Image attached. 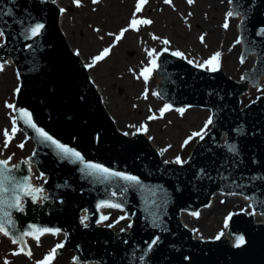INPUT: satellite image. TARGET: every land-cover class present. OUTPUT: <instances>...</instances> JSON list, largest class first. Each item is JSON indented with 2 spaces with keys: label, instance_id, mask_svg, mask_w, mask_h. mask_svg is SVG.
Here are the masks:
<instances>
[{
  "label": "water",
  "instance_id": "95a60500",
  "mask_svg": "<svg viewBox=\"0 0 264 264\" xmlns=\"http://www.w3.org/2000/svg\"><path fill=\"white\" fill-rule=\"evenodd\" d=\"M234 6L233 12L242 15V56L246 59L253 52L256 57L244 83L232 81L220 69L200 70L168 52L158 58L163 78L159 95L174 108H209L213 117L211 130L206 133L209 125L188 161L175 165L163 163L142 132L128 138L116 129L87 67L68 47L59 28L61 11L52 1L0 0V30L5 34L0 65L12 64L19 76L13 111L17 127L35 145L28 161L46 176L39 188L47 192L41 204L22 196L23 211L11 210L15 223L11 239L28 225L59 230L66 235L59 252L73 250L76 262L264 264V223L255 224L244 211L232 213L228 220L232 246L222 238L195 240L180 222L181 214L196 213L218 192L247 197L251 209L264 217V95L242 110L239 100L249 83L264 87L258 81L264 75V33L257 35L264 29V0H233ZM36 24L44 27L31 37L29 30ZM22 111L57 142L80 153L83 163L64 157L26 126ZM232 145L235 152L229 150ZM86 164L134 176L138 183L95 172ZM18 166L13 174L29 182V169ZM105 201L120 207L98 210ZM109 209L124 212L131 220L128 233L115 236L97 226L106 221L101 220L102 210ZM81 211L89 222L84 226L79 224ZM241 236L244 243L237 247ZM157 237L158 243L147 251Z\"/></svg>",
  "mask_w": 264,
  "mask_h": 264
},
{
  "label": "rangeland",
  "instance_id": "374dc122",
  "mask_svg": "<svg viewBox=\"0 0 264 264\" xmlns=\"http://www.w3.org/2000/svg\"><path fill=\"white\" fill-rule=\"evenodd\" d=\"M54 1L63 9L60 28L66 41L82 60L85 59L93 82L99 84L100 90L105 89L104 93L102 90L103 103L118 129L128 134L137 130L145 132L162 160L167 163H175L177 157L186 161L200 138L192 137V134L204 129L210 111L184 107L181 108L184 110L181 114L172 108L161 116V109L167 103L157 92L160 81L156 70L147 83L140 76L141 71L150 66V59H155L164 50L178 51L182 54L180 57L193 61L192 64L199 67L214 53L220 52L219 67L235 81L241 80L242 73L254 62L253 59L250 64V58L244 63L240 62L241 43H236L238 33L237 37L234 35L235 29L238 31V22L236 26L235 20L240 18V13L227 19V28L223 26L226 14L232 11L229 0H193L191 4L188 0H170L169 3H165V0H147L138 13V0H97L96 3L78 0V4L77 0ZM134 13L135 19L151 23L138 24L133 30L129 26ZM122 29L128 31L117 42L115 36ZM201 36L204 37L203 42ZM165 39L169 41L168 45L163 43ZM104 49H110L108 55L89 66ZM149 52H153L152 57H149ZM260 81L263 83L264 78ZM17 86L18 77L13 67L0 71V159L11 157L9 164L25 159L33 149L32 142L21 131L15 133L7 148L4 147L3 132L7 129L11 134L14 120L12 109L6 104L14 101ZM257 87L250 86L240 95L241 107L264 93L263 88ZM150 116L155 118L150 120ZM186 140L189 142L185 145ZM21 144L23 147L19 146ZM32 175L34 183L40 185L42 179L38 173L33 170ZM211 199L210 206L199 210L196 217L187 214L182 216L183 223L192 229L196 237L209 239L226 236L225 219L231 211H249L246 202L240 198L215 195ZM121 217V214L115 213L113 220L103 226L115 233L124 230L128 223ZM255 219L261 221L256 214ZM63 239L62 234L45 235L40 237L39 243L32 238L27 239V252L31 253L29 256L20 252L9 239L0 236V264H5V261L8 264H39ZM51 264H75L73 253L56 254Z\"/></svg>",
  "mask_w": 264,
  "mask_h": 264
},
{
  "label": "snow or ice",
  "instance_id": "6c2138e0",
  "mask_svg": "<svg viewBox=\"0 0 264 264\" xmlns=\"http://www.w3.org/2000/svg\"><path fill=\"white\" fill-rule=\"evenodd\" d=\"M93 3H96L97 0H92ZM170 0H165V3H169ZM144 3H147V0H138L137 5H136V13L140 12L142 10V5ZM188 3L191 4L193 3V0H188ZM229 3L232 4L233 0H229ZM77 4H78V0H77ZM61 11H63V9H61ZM5 15H9L10 12H5ZM235 13L233 11H229L226 14V20L224 23V27L227 28L228 27V23H227V19L232 17ZM134 18L130 23V26L133 30H136L135 26L138 24H150L151 21L148 20H137L135 19V13L133 14ZM44 27L43 24H36L34 27H32L29 31L31 33V37H35L38 36L40 34L41 29ZM128 31V29H122L120 31V33L118 35L115 36V41H119L123 36L124 33ZM262 33H264V29H261L258 31L257 35H261ZM4 32L2 30H0V37H4ZM111 35V34H110ZM30 37V38H31ZM201 42L204 41V37L201 36ZM163 43L165 45L169 44L168 40H164ZM236 43H240V39L238 38ZM3 45H0V47H2ZM113 47L115 46V43L112 45ZM110 49H104L98 56L93 58L92 64L89 66H92L94 64H96L98 61L102 60L105 58V56L108 55ZM149 57L153 56V52H149L148 53ZM173 56H181L182 54L180 52H173L172 53ZM220 56L221 53L220 52H216L214 53L212 56H210L206 61H204L203 63L199 64V67L201 68H206L208 71L211 72H216L219 70V66H220ZM190 64L194 63L193 61L189 60L188 61ZM241 63H244V57H241ZM149 67L143 69L140 73V76L143 77L145 83H147L148 79L150 78L152 72L158 67L156 59H150L149 61ZM0 70H3V65H0ZM242 79H244V77H242ZM17 91H19V89H17ZM153 95H157V93H153ZM6 107L9 108H14L13 105L11 104H6ZM171 110V106L168 104H165L164 107L161 109V116H163L164 112ZM178 111L181 112V114L183 113V109H179ZM155 117L150 116L149 119H154ZM21 119L23 121V123L26 126H29L31 128H33L35 130V132L37 133V135L39 137H42L44 141L50 142L52 145L55 146L56 149L59 150L60 153L63 154L64 157H74L76 161H80L81 163H83V159L80 155V153L76 152L75 150H72L62 144H60L59 142H57L55 139H53L50 135L46 134L43 130H41L40 128H38L35 123H33L31 115L26 112V111H22L21 112ZM213 123V117L209 116L208 120L205 122V126L204 129L201 130V132L198 133H193L192 137H196L199 136L200 139L204 138V131L208 128V126L210 124ZM143 127V126H142ZM19 131L18 127H17V121L13 120L12 121V129H11V134L9 133V131L6 129L3 132V136H4V147L7 148L8 144L10 143L12 137L15 135V133ZM189 141L186 140L184 143L185 145L188 143ZM20 147H23V144L19 145ZM230 151L235 152V145L230 146L229 148ZM11 161V157H9L8 159H4V160H0V234L4 235V236H9L11 230L15 227V223L12 219V209H15L16 211H23V207L21 204V197H31L33 202H35L36 198H37V194L42 192L41 188H33L31 186V184L27 181L26 178L24 179H18L14 174V169H18L19 166H13L12 168H10L8 165ZM25 163H28V161H25ZM175 163H183V161H181L180 157H177L175 160ZM85 168L87 169H92L95 172H99V173H103L106 176H114V177H119L122 180L125 181H130V182H134V183H138L136 177L134 176H129V175H121L120 173L117 172H110L107 168H104L100 165H96V164H86ZM113 195H115V193H113ZM247 199V197H246ZM251 206V205H250ZM119 208L120 205L118 203H110V202H101L97 205V209H101V208ZM124 217H121V219H123ZM107 217L106 216H102L101 220H106ZM231 219V214L229 215V217H227L225 219V227L228 226V220ZM7 226V227H6ZM129 227H131V225H129ZM28 230H24L23 232H16L13 233L12 235V243L13 244H17L20 243L21 245H23L21 251L24 252L25 255H31L30 252H25L24 249L27 247L26 244H24V237L25 236H30L32 239H35L37 241V243H39V239L40 236L45 234V233H49L50 231L52 232V234H56L59 230H50L47 228H35L32 225H28L27 226ZM158 237L154 238L151 243L148 245V249L147 251H150L152 246L155 245L156 243H158ZM217 239H219V236H217ZM238 243L236 244L237 247H239L241 244L244 243V239L243 237H238ZM63 245L62 244H57L52 250L51 252L45 256L44 260L39 262V264H51L52 260L55 258V255L58 251V249L62 248ZM14 255L20 254V253H13ZM5 264H8L7 261H5Z\"/></svg>",
  "mask_w": 264,
  "mask_h": 264
},
{
  "label": "bare ground",
  "instance_id": "6f19581e",
  "mask_svg": "<svg viewBox=\"0 0 264 264\" xmlns=\"http://www.w3.org/2000/svg\"><path fill=\"white\" fill-rule=\"evenodd\" d=\"M225 3H226V2H225ZM239 19H240V18L238 17V18L235 20V24L239 21ZM236 26H237V24H236ZM238 27H239V24H238ZM237 33H238V31H237V29H235V34H234L235 37L238 36ZM234 35H233V36H234ZM81 58H82V57H81ZM81 58H80V59H81ZM249 58H250V64H251V63L253 62V59L255 60L254 55H253V54L250 55ZM82 59H83V58H82ZM84 60H85V59H84ZM84 60H83V62L85 63ZM10 66H11L10 64H7V65L3 66V70H0V71H5L6 68H7V67H10ZM88 73H89V72H88ZM88 76H89V78H90L91 80H93V77L91 76L90 73H89ZM158 76H159L158 78H159V81H160V82L158 81V82H159L158 85L160 86V83H161V76H160V75H158ZM263 77H264V76H263ZM94 84H95V86H96V88H97V91L100 93V95H101V97H102V99H103V97H104V94H103V93L105 92V89H104V88L102 89V90H103V93H102V90H100V86H99V84H98V83H95V82H94ZM159 86H158V87H159ZM103 101H104V99H103ZM11 102H12V101H11ZM11 102H10V104H11ZM104 103H105V101H104ZM114 123H115V121H114ZM115 125H116V123H115Z\"/></svg>",
  "mask_w": 264,
  "mask_h": 264
}]
</instances>
